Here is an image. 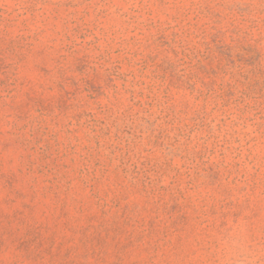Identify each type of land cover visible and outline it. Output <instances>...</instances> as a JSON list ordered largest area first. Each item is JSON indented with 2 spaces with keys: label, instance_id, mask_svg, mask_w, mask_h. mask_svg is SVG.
<instances>
[{
  "label": "clouds",
  "instance_id": "clouds-1",
  "mask_svg": "<svg viewBox=\"0 0 264 264\" xmlns=\"http://www.w3.org/2000/svg\"><path fill=\"white\" fill-rule=\"evenodd\" d=\"M0 264H264V0H0Z\"/></svg>",
  "mask_w": 264,
  "mask_h": 264
}]
</instances>
